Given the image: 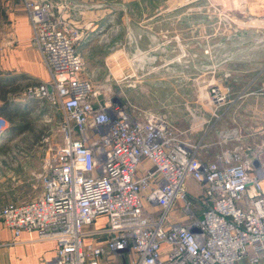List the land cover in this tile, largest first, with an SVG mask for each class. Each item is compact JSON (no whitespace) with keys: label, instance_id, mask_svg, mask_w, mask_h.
<instances>
[{"label":"built area","instance_id":"1","mask_svg":"<svg viewBox=\"0 0 264 264\" xmlns=\"http://www.w3.org/2000/svg\"><path fill=\"white\" fill-rule=\"evenodd\" d=\"M21 2L31 43L49 73L28 84L23 99L63 111L64 144L44 161L39 197L0 205L4 225L16 237L27 230L54 241L56 254L43 264H99L103 253L126 250L136 254L135 264H238L245 257L258 264L264 257V164L238 147L230 157L203 161L199 144L182 139L163 116L140 117L118 103H96L98 91L81 77L80 35L62 25L49 0ZM212 92L215 102L226 99L218 86ZM258 94L264 95V80ZM8 125L0 113V136ZM144 160L153 169L138 174ZM188 180L200 185L206 203L201 217ZM145 198L160 207L158 217L146 212ZM176 201L188 222L168 225ZM100 215L108 216L111 236L86 246V228ZM162 243L169 246L165 257Z\"/></svg>","mask_w":264,"mask_h":264},{"label":"rangeland","instance_id":"2","mask_svg":"<svg viewBox=\"0 0 264 264\" xmlns=\"http://www.w3.org/2000/svg\"><path fill=\"white\" fill-rule=\"evenodd\" d=\"M8 1L0 0V56L15 46L3 41L8 33ZM49 2L62 25L80 35L75 46L85 62L81 77L98 91L96 103H118L135 115L163 116L178 130L183 125L197 126L198 101L219 103L212 92L218 85L214 83V68L224 66L231 55L232 59L246 60L264 54V18L249 15L243 5L231 9L235 0ZM237 52L242 54L235 56ZM208 84L209 95L204 86ZM187 102L191 105L189 119ZM260 109L264 115V106ZM11 114L7 130L0 136V205L39 196L44 161L64 144V113L60 108L23 99ZM225 133L230 135L225 139L244 143L233 148L246 149L251 158L264 164V138L251 146L242 136L239 139L235 127ZM201 203L204 211L206 203ZM196 209L199 217L202 213Z\"/></svg>","mask_w":264,"mask_h":264},{"label":"crops","instance_id":"3","mask_svg":"<svg viewBox=\"0 0 264 264\" xmlns=\"http://www.w3.org/2000/svg\"><path fill=\"white\" fill-rule=\"evenodd\" d=\"M240 1L238 6L236 4L231 8L243 5L249 15L264 18V0ZM6 21L8 22L6 26L8 33L3 41L9 40L15 46L6 49L4 55L0 56V77H5L8 81L7 89L11 91L9 93L11 102L19 103L23 100V90L30 81L33 83L47 80L49 73L40 52L31 43V24L21 0L7 2ZM240 53L242 54V52H237L235 56H240ZM256 55L246 60L232 59L233 55H231L224 66L214 68V83L218 84L221 93L227 98L213 105L206 101H198L200 120L197 126L183 125L181 130L174 127L182 139L199 144L198 156L201 160L213 161L221 154L230 157L231 150H233L230 147L233 148L234 144L238 147L244 146V143L236 142V139L224 138L225 132L234 127L239 131V139L242 136L243 141L251 146L258 144L259 140L264 138V115L260 109L264 106V95L258 94L264 80V54ZM204 86L208 87L205 91L209 95V84ZM2 102L0 98V106ZM187 104V118L189 119L188 110L191 105L189 102ZM142 114L134 115L143 117L152 113ZM243 122L247 124L242 127L240 124ZM259 123L263 124L258 125ZM150 169H153V164L149 160H144L139 167L138 174ZM187 187L188 195L190 199H193L197 208L196 211L198 210V214L202 213L199 215L201 217L203 211L199 206L202 201L201 198H197L200 195V185L194 180H188ZM143 195L146 197L147 191ZM37 197L31 199L26 197L24 201L19 202H27ZM196 203L199 205L196 206ZM144 204L146 212L156 217L159 216L160 207L158 205L150 204L146 198ZM187 222L188 217L182 209L181 201H176L171 208L167 224H186ZM108 224V216L100 215L91 225L87 226L85 245L105 243L111 236L106 230ZM56 249L57 245L54 241L39 238L36 231L23 230L19 236H14L12 230L0 220V264H43L54 257ZM168 249V244L162 243L163 257L166 256ZM135 259L136 254L132 250L107 251L100 256L99 264H135ZM238 264L252 263L249 257H245ZM258 264H264V257Z\"/></svg>","mask_w":264,"mask_h":264},{"label":"trees","instance_id":"4","mask_svg":"<svg viewBox=\"0 0 264 264\" xmlns=\"http://www.w3.org/2000/svg\"><path fill=\"white\" fill-rule=\"evenodd\" d=\"M8 81L5 77H0V98L3 101L0 106V113L9 118L12 119L11 111L14 108V105H16L17 102L12 103L9 99V93L11 92L9 89H7Z\"/></svg>","mask_w":264,"mask_h":264},{"label":"bare ground","instance_id":"5","mask_svg":"<svg viewBox=\"0 0 264 264\" xmlns=\"http://www.w3.org/2000/svg\"><path fill=\"white\" fill-rule=\"evenodd\" d=\"M236 2H235V4H237V6L239 5V3L241 2L240 0H235ZM231 9H233V8H231Z\"/></svg>","mask_w":264,"mask_h":264}]
</instances>
